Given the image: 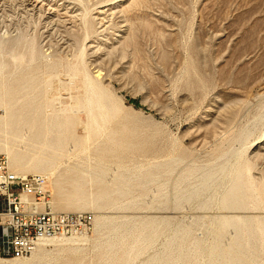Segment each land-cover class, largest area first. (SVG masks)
<instances>
[{"label":"rangeland","instance_id":"rangeland-1","mask_svg":"<svg viewBox=\"0 0 264 264\" xmlns=\"http://www.w3.org/2000/svg\"><path fill=\"white\" fill-rule=\"evenodd\" d=\"M0 62L16 71L11 81L32 85L45 115L70 122L51 177L60 193L47 172L14 168L0 153L18 176L44 178L38 212L50 204L54 214L92 219L63 236L87 243L47 248L40 264H147L178 225L190 232L186 251L200 249L181 263L153 264H203L214 216L264 223V0H0ZM95 70L112 94L110 111L97 110L86 88ZM36 134L21 124L8 143L29 162ZM223 168L208 207L206 196L181 199L204 172ZM238 168L246 206L223 209L221 191ZM100 195L110 197L96 202ZM109 217L114 226L104 224ZM256 249L254 264H264V234Z\"/></svg>","mask_w":264,"mask_h":264},{"label":"bare ground","instance_id":"bare-ground-1","mask_svg":"<svg viewBox=\"0 0 264 264\" xmlns=\"http://www.w3.org/2000/svg\"><path fill=\"white\" fill-rule=\"evenodd\" d=\"M105 12L106 10H102L100 14L104 15ZM15 69H18V67H15ZM15 72L9 71L7 65L0 62V110H3V115H0V149L5 151L9 156L10 163L14 168H21L23 170L26 168H32L38 173L47 172L49 175L48 179L51 181L54 169L57 166V160L63 151L62 149L66 146L70 122L68 120L61 121L58 114H52L49 117L47 114L45 115L43 112L44 107L41 104L40 99L37 96H34L35 90L32 89V85L24 82L20 83L16 80L11 81ZM93 75L97 82L93 83L92 80L88 78L86 81V88L88 91H91L93 95V103H97V110L103 111L107 109L110 111L112 108V106H110V97H112V94L103 88L98 81L101 78V72L95 70ZM263 117L264 113L261 120H263ZM21 124L24 126L32 125V130H38V134H36L33 144L36 150L33 153L34 156L29 162H27L26 156L17 153L15 146H10L8 143V131L17 130ZM97 133L100 134V132ZM250 134L251 130L247 128V130L240 134V140H244ZM261 152L262 148L259 147L253 154L257 155ZM237 167L238 166H236V168ZM224 170L225 169L223 168L221 170L219 169L218 172H213L212 170L204 172L198 186L185 190L181 199L190 202L192 200L197 201L202 196H206L205 201L201 203L203 207H206L212 196L209 193L217 190V188H214V182H216L217 178L224 173ZM51 183L58 195L63 183L61 184L59 181H51ZM71 185L74 188V191L78 192V184L72 183ZM224 186L226 187V185ZM221 188L222 186H220L218 190ZM223 190L220 195V206L223 209H231L234 211L235 209H241L246 206L245 203L248 198V193L245 188L244 172L240 168L233 170L228 187ZM122 192V189L115 190V194L121 195ZM109 197L110 196L108 195H100L96 197V202L107 201ZM47 210L49 213H52L50 204L47 206ZM233 213L228 215H218L217 217L214 216V228L213 230L211 229L212 240L210 244L206 246L207 257L205 254L204 258L206 257V259L203 264H254L255 259L262 253L260 250L254 249L258 246V238L264 234V227L260 226H264V223L262 224L260 221H255V217L252 216L236 215ZM114 218L109 217L105 219L104 224H106V226H114L116 223ZM104 224L96 222V229L102 228ZM127 225L129 224H123V226ZM144 225L147 224H142L141 227H144ZM126 230L128 231V229ZM173 230V236L168 241L167 250H164L159 255V259H156L158 257H155L147 264H153L157 260L161 262L165 259L168 261L175 259L177 262L181 263L183 260L191 258L196 251L200 249L199 245L195 243L193 251L188 253L185 249V241H187L186 238L190 233L189 230L183 225H178V227L176 226V229ZM228 231H232L233 235L230 241L225 243L224 238ZM109 239L110 237H107L105 241L106 244H108ZM88 241L87 237L77 236H62L59 238L43 240L35 247L29 260L0 259V264H40L41 257L45 254L47 248L51 247L63 250L73 248L80 243H87Z\"/></svg>","mask_w":264,"mask_h":264},{"label":"built area","instance_id":"built-area-1","mask_svg":"<svg viewBox=\"0 0 264 264\" xmlns=\"http://www.w3.org/2000/svg\"><path fill=\"white\" fill-rule=\"evenodd\" d=\"M45 194L41 176H18L0 153V259H24L43 240L68 235L91 224L90 217L37 211Z\"/></svg>","mask_w":264,"mask_h":264},{"label":"trees","instance_id":"trees-1","mask_svg":"<svg viewBox=\"0 0 264 264\" xmlns=\"http://www.w3.org/2000/svg\"><path fill=\"white\" fill-rule=\"evenodd\" d=\"M130 104L133 105L135 108H139L136 102H131Z\"/></svg>","mask_w":264,"mask_h":264}]
</instances>
